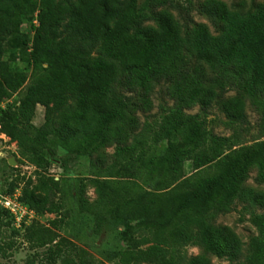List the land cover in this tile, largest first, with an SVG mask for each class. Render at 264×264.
Segmentation results:
<instances>
[{
    "label": "trees",
    "instance_id": "1",
    "mask_svg": "<svg viewBox=\"0 0 264 264\" xmlns=\"http://www.w3.org/2000/svg\"><path fill=\"white\" fill-rule=\"evenodd\" d=\"M173 6L170 0H0V104L18 94L0 106V133L35 167V182L29 188V178L20 195L30 210L59 213L71 196L79 213L92 216L95 233L112 224L127 234L128 244L108 252L113 264H212V256L235 264L241 241L215 218L235 200L264 209V190L246 184L252 168L264 183V140L242 144L236 128L216 135L185 110L217 105L243 128L249 102L264 136V1H200L195 9L214 32L204 22L181 21ZM34 14L36 23L22 30ZM7 41L14 45L9 57L26 62L29 74L10 69ZM158 86L173 103L161 106L157 123H140L137 113L151 110ZM38 105L39 126L32 121ZM60 147L89 157L87 177L69 183L44 172L52 164L66 169ZM0 170L15 167L4 159ZM18 176L4 194L14 191ZM250 220L257 235L239 264H264V212H252ZM51 224L60 226L57 219ZM53 227L26 229L30 246L45 248V264H94ZM134 231L143 233L138 240ZM188 244L200 252L185 259L180 251Z\"/></svg>",
    "mask_w": 264,
    "mask_h": 264
},
{
    "label": "rangeland",
    "instance_id": "2",
    "mask_svg": "<svg viewBox=\"0 0 264 264\" xmlns=\"http://www.w3.org/2000/svg\"><path fill=\"white\" fill-rule=\"evenodd\" d=\"M145 0H138V4L142 5ZM173 3V7L170 9L171 12L181 21L186 19H192L196 22L206 23L210 30L214 32V28L209 21L199 15L196 11V6L202 0H170ZM228 4L237 0H224ZM249 5L252 1L260 2L264 0H245ZM35 14L32 17H27L21 25L22 30L30 29V23H36ZM31 37V33L29 34ZM6 52L4 53V59L9 61L10 69L22 70L29 74L30 69L26 62L16 58L11 59L9 53L13 50V42L7 41L5 43ZM234 91H229L226 97L232 96ZM18 94L14 93L9 100L3 101L0 106H5L6 102L13 103L17 100ZM173 103L172 99L165 96L162 93L161 87L158 86L154 89L152 95V108L147 112H138L140 123L155 124L159 120V113L161 106H171ZM185 113L196 114L198 113L200 118L204 121L205 127L212 133L220 136H230L233 133V129L236 128L240 133L239 142L242 144H252L255 141L264 140V136H260L259 130V114L255 108L249 103H246L245 113L247 115L248 124L240 128L230 123L225 116L222 109L214 105L207 111H202L198 105L185 110ZM44 108L41 105L36 107L33 123L37 126L43 122ZM108 153L113 151V147L106 149ZM58 156L63 158L66 162V169L63 171L58 164H52L45 173L54 176L55 178L64 175V177L72 183L76 177H87L89 157L87 156H75L67 155L65 150L60 147ZM4 159H13L15 163L14 172L8 171L2 173L0 170V194H4L7 188V181L15 178L19 174V181L16 187H24L28 184V179H31L29 188L35 182L36 172L35 167L27 161H22L19 156V150L15 142L9 141V138L4 134L0 133V167L3 164ZM184 171L186 174L192 171L191 162L186 161L184 163ZM23 173V174H22ZM23 175V176H22ZM256 169H250L246 184L255 188L256 190H264V183H257L255 181ZM23 177V178H22ZM8 179V180H7ZM21 193V190H20ZM85 196L89 201L95 199L93 188L89 185L85 188ZM58 197V195H57ZM244 203L235 200L231 211L224 215H218L215 218V223L220 225H226L230 227L241 241L242 249L239 259L235 264H239L244 260L247 252V246L251 237L257 235V229L252 224L250 218L251 213H263L264 209L251 208L245 209ZM23 213L20 220L19 226L14 219L10 220V216L0 211V264H25L28 260L32 261L33 264H45L48 263L46 259L45 248H32L30 243L25 239L26 229L33 223H38L46 227H53L51 221L54 219L58 220L59 227H53V229L60 235L79 247H83L88 251L93 259L94 264H113L112 260L108 258V252L119 249L128 244V236L125 234L120 227H115L112 224L105 225L99 233H95L93 230V218L91 215L86 213H79L75 201L71 196L66 197L64 208L59 213H44L36 214L30 210L25 204ZM1 207V206H0ZM31 211V212H30ZM27 212V213H26ZM11 221V222H10ZM8 222V223H7ZM143 233L141 231H134L131 233L132 237L138 240ZM147 245H141V248H145ZM4 252V253H3ZM200 252V247L195 244H188L181 248L180 253L185 257L196 256ZM212 264H231V262L225 258H219L212 256ZM51 264V263H50ZM56 264H60L58 260ZM149 264V263H142Z\"/></svg>",
    "mask_w": 264,
    "mask_h": 264
},
{
    "label": "built area",
    "instance_id": "3",
    "mask_svg": "<svg viewBox=\"0 0 264 264\" xmlns=\"http://www.w3.org/2000/svg\"><path fill=\"white\" fill-rule=\"evenodd\" d=\"M20 190V187H16L11 194H0L1 208L6 209L9 212V214L12 216V219L17 222L18 226L20 225L19 220L23 214L20 213V210L23 212V208L26 209L24 204L20 201Z\"/></svg>",
    "mask_w": 264,
    "mask_h": 264
},
{
    "label": "water",
    "instance_id": "4",
    "mask_svg": "<svg viewBox=\"0 0 264 264\" xmlns=\"http://www.w3.org/2000/svg\"><path fill=\"white\" fill-rule=\"evenodd\" d=\"M8 163L13 166V164L15 163V161L13 159H8Z\"/></svg>",
    "mask_w": 264,
    "mask_h": 264
}]
</instances>
